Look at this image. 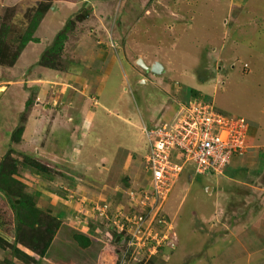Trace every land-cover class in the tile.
<instances>
[{"label": "rangeland", "instance_id": "374dc122", "mask_svg": "<svg viewBox=\"0 0 264 264\" xmlns=\"http://www.w3.org/2000/svg\"><path fill=\"white\" fill-rule=\"evenodd\" d=\"M36 11L37 41L18 52ZM66 27L61 55L51 59L44 51ZM112 56L115 64L105 67ZM138 59L163 70L145 71ZM110 68L102 92L91 77L76 79ZM67 81L78 97L71 103L60 99ZM193 91L224 120L244 118L249 129L222 171L197 175L186 164L161 207L166 224H156L140 213L151 186L140 131L175 114L189 119L184 103ZM35 105L32 121L46 120L33 127ZM120 142L127 149H114ZM0 162V184L26 202L16 220L0 193V264H251L256 253L264 257L254 238L264 235V0H0ZM167 230L153 252L149 239ZM45 243L46 257L39 252Z\"/></svg>", "mask_w": 264, "mask_h": 264}, {"label": "built area", "instance_id": "2783aa9c", "mask_svg": "<svg viewBox=\"0 0 264 264\" xmlns=\"http://www.w3.org/2000/svg\"><path fill=\"white\" fill-rule=\"evenodd\" d=\"M184 105L193 113L187 121L180 120L175 114L169 123L158 122L142 128L147 142L143 164L144 170L149 172L151 186L150 194L145 197L149 205L140 213L146 217L153 215L157 219L156 224H166L160 210L172 183L186 164L192 163L193 173L197 175L222 171L231 162V156L240 155L238 153L249 128L244 118L227 120L225 117L224 120L222 112L204 98L189 97ZM120 230H123V226ZM170 230L162 238L151 236L148 246L153 248V252L160 250V246L167 242ZM140 233L145 232L140 229ZM132 242V238L127 241L129 247H126L125 254L132 247ZM143 243L146 242L143 240Z\"/></svg>", "mask_w": 264, "mask_h": 264}, {"label": "trees", "instance_id": "16d2710c", "mask_svg": "<svg viewBox=\"0 0 264 264\" xmlns=\"http://www.w3.org/2000/svg\"><path fill=\"white\" fill-rule=\"evenodd\" d=\"M41 16H42V13L36 11V13L34 14L32 20L30 22L29 31L24 33L23 36L21 37L20 41H19V47H18L19 50H18V52L23 50V48L28 44V42L37 41L35 38L32 37V35H33L34 31L36 30V27H37V25L39 23V20L41 19ZM67 31H68V28L66 27L63 32H61L58 35H56L52 45H50L47 48V50L44 51L45 55L50 53V57H52L51 59H54V57H57L59 54L61 55L63 44H64V42L66 40V35H67L66 32ZM3 35H5V33H3ZM42 65H45V64H42ZM188 97H200V96H198V94L193 91L192 94L188 95ZM31 104H32L31 101H29V100L26 101V103H25L26 108H29L31 106ZM22 133H23L22 127L21 126L17 127L15 129V131L11 135V139L14 142H19V140H20V138L22 136ZM25 157H27V156H25ZM4 163L0 162V175L2 174V170L5 167ZM40 166L45 169V167H43L42 165H40ZM0 193H2L4 195V197L6 198L8 204H9V207L13 211L14 218L17 220L19 212H20L19 210H20V208H22V206L25 205L26 202L23 200V198L12 200V198L9 197V195L6 192V189H4L2 184H0ZM19 225H22V224H20L19 221H17V226H19ZM35 228H36L35 225H32L30 227L31 231H30L29 235L32 237L31 241L34 240V237L36 236V233L34 232ZM50 232H51L50 234H53L55 232V230L50 231ZM73 238L78 243V245H80L82 248H86L90 244L89 240L84 238V237H82V235L74 234ZM35 246H34V248H36ZM47 248H48V246L45 243V245H43L41 247L40 251H39L41 253V255L45 254ZM12 250L14 251V254H19L20 253V251H18V249H16V248H12Z\"/></svg>", "mask_w": 264, "mask_h": 264}, {"label": "crops", "instance_id": "0c3cea01", "mask_svg": "<svg viewBox=\"0 0 264 264\" xmlns=\"http://www.w3.org/2000/svg\"><path fill=\"white\" fill-rule=\"evenodd\" d=\"M111 62H104V66L105 67H113V65L115 64V62H114V58H113V56L111 57ZM48 71V70H47ZM110 71H111V68H110V70H108L107 71V74L106 75H104V76H97L95 73H93V74H91V75H89V77H88V75L86 76V77H84L83 76V74H82V76H81V74H79V75H77L78 76V78H77V76H76V79H78V82L80 81V79H88V78H90L91 77V80H88L87 82H90V83H92L94 80H96L97 81V83H100L99 85V91H103L104 89H105V87L106 86H104V83L107 81V79H108V76H109V73H110ZM70 81V80H69ZM69 81H67V83L65 82V85L67 86V88L66 89H63L62 90V96L60 97V99L61 100H63V102H68V103H71V102H69V100L71 99V97H72V94H74V97H75V100L78 98L77 97V95H75V91L73 92L72 90H74L75 89V87L74 88H72V86H71V84H69ZM77 85V84H76ZM48 88V87H47ZM39 94H38V96L40 97V99L41 98H44V96L46 95L45 93V95L44 94H42V92L40 91V92H38ZM74 100V101H75ZM35 101H38V98H36L35 99ZM67 103V104H68ZM75 104L77 103V102H74ZM38 105H35L32 109H30V111H31V118L29 117V119H28V125H33V127L34 126H36V125H39V124H41V123H38V122H41V120H46V118H45V116L43 117V118H41V119H36V121L35 120H33L32 121V118H33V115L35 114V110H38V109H40L41 107V105L40 106H38ZM45 108L46 107H44L43 108V106H42V109H44L45 110ZM46 109H48V107L46 108ZM60 121V117H59V115L58 116H55V117H53V118H51L50 119V121L48 122V124H49V127H50V129H51V131H50V129H49V136H50V134L52 135V134H56L57 133V130H58V128H57V126H58V122ZM123 122V121H122ZM142 124H143V122H142ZM87 129V126L85 125V126H82V130L83 131H85ZM110 129H112L113 130V127L112 126H110ZM249 129V128H248ZM139 130H140V128H139ZM37 132L38 131H35V134H37ZM79 132H81V131H79ZM140 133H141V135L143 134V132H142V129H141V131H140ZM126 136H127V134H125ZM250 139H249V137H248V141H249ZM252 140V139H251ZM30 142H32V141H30ZM130 142V141H129ZM64 144V146H66V147H69L70 146V139L68 140V138L66 139V141L63 143ZM78 147H80V146H78ZM111 149H112V143H110V146H109ZM120 147H125V149H127V143L125 144L124 142H120L119 144H118V146H116V147H114V149H116L117 151H119L121 148ZM63 148H65V147H63ZM60 150H62L61 148H60ZM132 153H135L134 151L132 152ZM111 154V153H110ZM50 155V154H49ZM113 155H114V152H113ZM107 156L109 157V155H108V153H107ZM56 157V156H55ZM64 157H68V154H66V155H62L61 156V158H64ZM109 164V163H108ZM232 169V168H231ZM262 195H264L263 193H262ZM83 198H85V197H83ZM262 211H260V214L263 216L264 215V207H262V209H261ZM264 218H261L260 217V222L261 223H264ZM257 228H259L258 226H256ZM260 231L264 234V225H262V227H260ZM254 238L255 239H259V241H260V243L261 244H263V246H264V243H263V240H264V235L262 236L261 235V233H259L258 234V236H255L254 235ZM248 247V246H247ZM49 248V247H48ZM48 248H47V250H48ZM245 248H246V246H245ZM244 248V249H245ZM47 250H46V252H47ZM257 250L259 251L260 250V247H257ZM262 251H264V250H262ZM45 252V257L48 255V253H46ZM245 252H247L248 253V255L251 257V258H253L254 257V255H253V251H251L249 248H247V250L245 251ZM264 253V252H263ZM263 256H261V254L258 252V253H256V255H255V257H254V263H251V264H263Z\"/></svg>", "mask_w": 264, "mask_h": 264}, {"label": "water", "instance_id": "95a60500", "mask_svg": "<svg viewBox=\"0 0 264 264\" xmlns=\"http://www.w3.org/2000/svg\"><path fill=\"white\" fill-rule=\"evenodd\" d=\"M137 65H139L142 69H144L145 71H152L153 73H160L162 72L163 68H162V65L159 64V63H155L154 65H152L151 67H147L145 65V63L141 60V59H138L137 62H136Z\"/></svg>", "mask_w": 264, "mask_h": 264}, {"label": "clouds", "instance_id": "9594fccd", "mask_svg": "<svg viewBox=\"0 0 264 264\" xmlns=\"http://www.w3.org/2000/svg\"><path fill=\"white\" fill-rule=\"evenodd\" d=\"M163 67V66H162ZM149 72H150V70H148ZM152 73V72H151ZM153 74H155V73H153ZM187 98H189V97H187Z\"/></svg>", "mask_w": 264, "mask_h": 264}]
</instances>
